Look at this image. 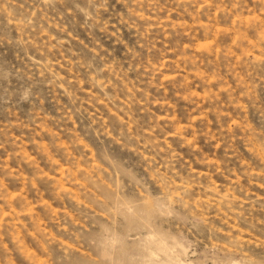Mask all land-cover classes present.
Returning a JSON list of instances; mask_svg holds the SVG:
<instances>
[{
  "label": "rangeland",
  "instance_id": "obj_1",
  "mask_svg": "<svg viewBox=\"0 0 264 264\" xmlns=\"http://www.w3.org/2000/svg\"><path fill=\"white\" fill-rule=\"evenodd\" d=\"M0 264H264V0H0Z\"/></svg>",
  "mask_w": 264,
  "mask_h": 264
}]
</instances>
